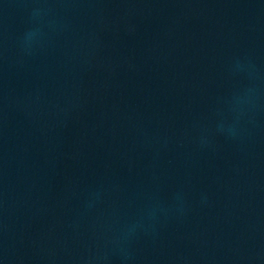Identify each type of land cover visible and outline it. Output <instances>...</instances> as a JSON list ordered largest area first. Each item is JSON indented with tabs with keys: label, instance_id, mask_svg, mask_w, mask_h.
I'll return each instance as SVG.
<instances>
[{
	"label": "water",
	"instance_id": "95a60500",
	"mask_svg": "<svg viewBox=\"0 0 264 264\" xmlns=\"http://www.w3.org/2000/svg\"><path fill=\"white\" fill-rule=\"evenodd\" d=\"M0 264H264V0H0Z\"/></svg>",
	"mask_w": 264,
	"mask_h": 264
}]
</instances>
